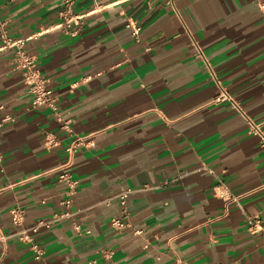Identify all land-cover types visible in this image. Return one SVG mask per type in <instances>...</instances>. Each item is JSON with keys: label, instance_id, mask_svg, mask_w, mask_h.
<instances>
[{"label": "crops", "instance_id": "1", "mask_svg": "<svg viewBox=\"0 0 264 264\" xmlns=\"http://www.w3.org/2000/svg\"><path fill=\"white\" fill-rule=\"evenodd\" d=\"M64 10L0 0L56 104L32 106L0 47V264H264V152L214 100L264 129V0H74L75 35Z\"/></svg>", "mask_w": 264, "mask_h": 264}, {"label": "built area", "instance_id": "2", "mask_svg": "<svg viewBox=\"0 0 264 264\" xmlns=\"http://www.w3.org/2000/svg\"><path fill=\"white\" fill-rule=\"evenodd\" d=\"M95 1V0H93ZM165 4L174 7L175 0H164ZM61 3L64 5L65 14L63 15V21L55 26V28H60L65 33L70 35H75L78 28L82 23L83 15L71 12V6L74 3V0H61ZM100 5H96V8H99ZM139 33V27L133 26V34L137 36ZM0 43L1 49L11 50L13 53V64L16 69L21 70L23 80L27 86L28 92L32 94V106H44L52 109L56 113V104L55 97L52 95L50 88L47 85V80L41 75L39 70L36 67V59L33 55L26 53L23 50L24 40H15L12 39L4 29L0 30ZM199 56L202 58L204 64L210 69L209 63L204 55L199 51ZM217 82V81H216ZM214 100L216 102H228L231 106L242 115L246 120L248 125V130L251 134L255 135L258 140V145L260 149L264 152V129L261 123L253 121L247 114L244 113L237 101L230 95V93L222 86L218 85V92L215 95ZM62 128H68L67 121L62 123ZM54 145V142L48 137L45 140L46 148H50ZM60 181H65L68 185V193L72 194L77 185V181L73 179L68 173H61L58 176ZM127 193L124 192L120 195V202L124 203ZM69 199L64 201L65 205L69 203ZM10 219L14 224H21L23 220V212L21 209L14 207L10 209ZM112 225L121 227L124 225L119 219H113ZM47 225L44 221H37L32 225V231H35L39 226ZM75 228L78 229V225H75ZM260 231L264 237V228H260ZM20 239L30 244V247L35 253V258L40 259L42 251L34 243L29 234L25 231L20 233Z\"/></svg>", "mask_w": 264, "mask_h": 264}]
</instances>
